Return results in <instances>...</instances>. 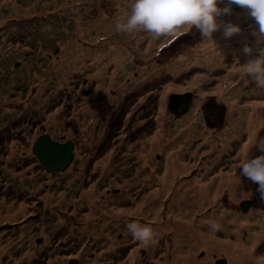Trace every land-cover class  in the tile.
Returning <instances> with one entry per match:
<instances>
[{"label":"rangeland","instance_id":"rangeland-1","mask_svg":"<svg viewBox=\"0 0 264 264\" xmlns=\"http://www.w3.org/2000/svg\"><path fill=\"white\" fill-rule=\"evenodd\" d=\"M130 4L0 0V264H168L190 250L185 238L192 232L234 243L232 264H264V198L258 184L240 178L237 168L242 146L249 142L250 156L260 155L256 142L264 139V88L240 71L264 49L255 21L233 5L241 18L233 10L219 18L240 26L231 38L225 39L221 28L213 33L215 43L206 42L191 28L154 40L147 32L116 30ZM45 40L56 43L58 51ZM139 49L146 50L142 62ZM185 92L191 93L188 110L171 113L169 97ZM210 98L225 106V117L215 122L202 115ZM162 133L171 141L168 151L182 152L169 154L178 161V172L166 182L168 192L155 197L166 155L159 156L151 141L160 144ZM42 134L74 144L70 168L45 172L31 152ZM149 146L153 153L145 158ZM232 159L236 163L227 166ZM147 171L156 177H146ZM206 186L210 192L202 198ZM171 194L183 204L176 208ZM111 201L118 215L131 221L171 222L170 244L163 240L170 250L154 236L148 247L155 248V256L148 258L144 245L122 227L114 228L124 216L111 213L105 206ZM245 201L250 204L243 211ZM242 216L255 217L248 223ZM235 221L238 226L228 229ZM240 239L250 259L240 255ZM204 251L193 256L200 261ZM212 261L228 264L223 256Z\"/></svg>","mask_w":264,"mask_h":264},{"label":"clouds","instance_id":"clouds-1","mask_svg":"<svg viewBox=\"0 0 264 264\" xmlns=\"http://www.w3.org/2000/svg\"><path fill=\"white\" fill-rule=\"evenodd\" d=\"M221 4L223 7L219 6ZM233 5L247 10L255 21L259 36L264 37V0H131L130 10L116 21L115 28L118 32L128 34L147 32L154 40L162 36L178 37L195 28L204 41L215 43L213 33L221 28L225 39L241 32L238 24L219 21L222 15L232 13ZM243 51L248 54L251 49L245 46ZM240 71L249 76L258 88H264V49L260 50L258 56L242 63ZM256 144L262 154L250 156L246 150L237 168L240 170V178L258 184V191L264 198V139ZM210 227L215 231L219 225L211 222ZM127 229L144 246L154 242L155 234L149 225L131 222L127 224Z\"/></svg>","mask_w":264,"mask_h":264},{"label":"bare ground","instance_id":"bare-ground-1","mask_svg":"<svg viewBox=\"0 0 264 264\" xmlns=\"http://www.w3.org/2000/svg\"><path fill=\"white\" fill-rule=\"evenodd\" d=\"M233 12H234V14L236 16H238L237 18H239V17L241 18L240 14H239V12L237 11L236 8H233ZM248 24L250 25V28H251L250 32H253V34H254L255 33V29H256L255 25H253L250 22H248ZM261 38L264 39V37H261ZM211 45H212V43H211ZM124 46L125 45H123L122 47H124ZM55 47H56V50L58 51V47H57L56 43H55ZM205 49H206V47L202 49V52H204ZM193 51L195 53H197L199 51L198 47H194ZM139 52H140L139 53L140 62H142V61H144L147 58L146 50L139 49ZM182 55L183 54H181V56ZM183 57H185V56H183ZM239 93H240V91L237 92V94H239ZM208 101H209V99H208ZM42 102H43L42 97H38L37 104L42 103ZM168 102H169V99H168ZM168 102H167V104H168ZM222 107H225V106L222 105ZM221 112H222V116L225 117L226 111L223 110L221 107L219 108L218 106L212 107V106L206 105V106H204V108L202 110V115L205 116V117L210 116L211 119L215 122L216 121L215 118L218 117ZM48 115L50 116L52 114H48ZM48 123H49V121L46 120V124H48ZM258 126L261 128L260 124ZM255 129H256V126H255ZM167 138H168L167 136L164 135V137H163L160 134V138H159L160 139V144H157V143L155 144L154 141H151V144L154 145L155 149H159V151L162 153V154H158L159 156H165L166 155L165 156V161H163V163H162V169L160 170V172L158 174V177H159L158 178V186L153 189V191L156 192L155 195H154L155 197L158 194H160L161 192H163V191L168 192V185H167L166 182H169V180H171L172 177H175V175L178 172V169H177V166H179L178 161L173 156L170 157V155L173 153L174 155H177L179 157L181 155L182 151L181 150H175L176 152H174L173 150L172 151H170V150L168 151L167 147H168L169 144H171V141L168 142ZM251 139L253 140V138H251ZM249 141H251V140H249ZM33 144H32V146H33ZM58 144H61V143H58ZM248 148H249V142L245 143L242 146V154L246 150H248ZM145 152H146V154L143 155L145 158H146L147 155H150V154L153 153V151L150 149V146L148 147V149H145ZM241 156L242 155H240V158H241ZM73 157H74V152H73ZM235 157H238V154H236ZM234 160L235 159H232L231 162L227 164V166L235 164L236 162ZM238 162L239 161H237V163ZM69 165H70V163H69ZM175 165H177V166H175ZM70 166H69V168H70ZM59 172H63V171H59ZM22 173L24 174L25 172H22ZM144 173H146V177H148V176L150 178H155L156 177V175H151L149 173V171L144 172ZM206 192H210V187L209 186L205 187L204 191H202L200 196L202 198H205L206 197V194H205ZM171 198H172V201H174V202L176 201L177 202L176 208L179 205L183 204L178 196H173L171 194ZM105 206H110L111 207L110 211H111V213L114 216H116L118 218L124 216L123 218H126L124 220H123V218H120V219L116 220L115 223H114V228L122 227L126 231V234L128 236H132L131 232H129L128 229H127V224L131 223V222H139V221L138 220L131 221L130 217L125 215L124 213H123L122 216H119L118 214L121 213V212L119 211L120 209L117 208L118 205H117V203L115 201H111L110 203H108ZM198 209L199 208L195 207V208H193V211L194 212L198 211ZM149 210L150 209L147 208V209H145V212H148ZM169 210H171V209H169ZM126 211H127V214H130V212L132 213V212L136 211V209H133V210H130V211L126 210ZM102 214H105V212L102 213ZM249 214H252L251 210H250ZM139 215L146 218V215L144 213V209H141V212H139ZM175 216H176V213H175ZM254 217L253 216H248V217L242 216L241 220L244 221V222L248 221V223L249 222L251 223V220H253ZM181 218L185 219L184 217H181ZM237 220L240 221L239 219H237ZM197 223H199V222L197 221ZM260 224L261 225L263 224V220L260 221ZM149 226L153 229V232H154V234H155V236L157 238L158 245L162 249L164 247L166 250L167 249L170 250L171 246H168V247L164 246L163 245V240H165V243L170 244L169 241L166 240V237L170 233V231L173 230V228L175 229V226L171 222H166V223L154 222L153 224H151ZM236 226H238V223L236 221L235 222H231V225H230V227H228V229H233ZM195 227L199 228L200 226L197 225ZM247 227H251V226L247 224L246 228ZM228 229H226V230H228ZM177 230H179V229H177ZM219 239H221V240H219ZM254 239L255 240L251 241V243H250V248L253 247L254 242L257 241V239H258V236H255ZM185 241L189 242L190 246H188V248L190 250H187L185 255H179V256L175 257L173 262L170 260L171 262L169 261L168 264H214L213 261H212L213 257H218V256H223L226 259V261L228 260V264H232L231 263V258H232V256H234L235 253H234V251L230 250L229 248H231L232 244H234V243L229 242V241H228V243H226V241H224V238L218 237V236H216L214 234L212 235L211 233H206L204 235V238H201L198 234L192 232L191 234L188 235L187 238H185ZM171 242H173L172 239H171ZM239 246H240V248H239L240 249V255H242L241 253L244 252L243 257L246 260L250 259L251 258L250 249L243 245L241 239H240V245ZM144 247L148 250V251H146V253L148 255V258H150V259L154 258V256H155V248H150L149 249L148 246H144ZM199 250H205L204 252L200 253L201 255L204 253V257L200 261H198L197 258L193 256L194 253L198 252ZM173 251L177 252L178 250H177V248H174ZM131 254H132V257H134L136 260L140 259L137 256H135V252L134 251ZM151 255L153 257H151ZM210 258H212V260ZM160 259L161 258L158 257L155 262L159 261ZM260 259H261L262 262H264V258H260ZM13 263L15 264L16 262L13 261ZM132 264H134V263H132ZM156 264H159V263H156Z\"/></svg>","mask_w":264,"mask_h":264},{"label":"water","instance_id":"water-1","mask_svg":"<svg viewBox=\"0 0 264 264\" xmlns=\"http://www.w3.org/2000/svg\"><path fill=\"white\" fill-rule=\"evenodd\" d=\"M221 7V6H220ZM44 45L54 46V43H50L48 40L44 41ZM56 52L54 46L53 53ZM191 93L186 92L182 94H172L169 98L168 110L176 115H182L188 110V103L190 101ZM221 107L224 110V107ZM222 116V112L219 114ZM219 117V116H218ZM217 117L215 118V120ZM73 145L70 141L64 144H58L56 141H52L48 134L40 135L31 148V152L38 159V162L45 168L47 173L55 171H65L69 163L73 158ZM249 201H245L241 204V209L246 211L249 208Z\"/></svg>","mask_w":264,"mask_h":264},{"label":"flooded vegetation","instance_id":"flooded-vegetation-1","mask_svg":"<svg viewBox=\"0 0 264 264\" xmlns=\"http://www.w3.org/2000/svg\"><path fill=\"white\" fill-rule=\"evenodd\" d=\"M215 99L214 98H210L209 99V101H207L204 105L206 106V105H209V106H212V107H216L215 106ZM211 117H205V119L206 120H209ZM228 163H230L229 161L226 163V165L228 164ZM239 206H240V204H239Z\"/></svg>","mask_w":264,"mask_h":264}]
</instances>
